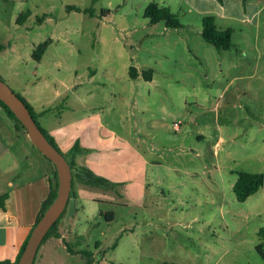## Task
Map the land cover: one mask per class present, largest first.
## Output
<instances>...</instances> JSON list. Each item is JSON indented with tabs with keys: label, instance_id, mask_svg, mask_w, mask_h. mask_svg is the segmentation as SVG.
Instances as JSON below:
<instances>
[{
	"label": "rangeland",
	"instance_id": "obj_1",
	"mask_svg": "<svg viewBox=\"0 0 264 264\" xmlns=\"http://www.w3.org/2000/svg\"><path fill=\"white\" fill-rule=\"evenodd\" d=\"M149 2L167 6L181 26L149 22ZM207 15L232 29L228 49L202 37ZM0 43V78L54 109L40 118L29 104L45 127L58 110L72 114L61 80L70 86L95 70L105 94L121 86L125 100L111 95L104 111L113 120L126 114L121 133L142 156L135 173L128 166L124 177H107L115 184L82 182L58 220L63 237L44 240L33 264H264L255 249L264 229V0H0ZM130 66L151 69L154 83L129 79ZM162 115L177 129L144 128L141 119ZM0 134L11 157L8 170L0 163L2 179L42 171L45 158L1 106ZM239 171L263 174L242 201L232 189ZM80 183L73 177L75 193Z\"/></svg>",
	"mask_w": 264,
	"mask_h": 264
},
{
	"label": "crops",
	"instance_id": "obj_2",
	"mask_svg": "<svg viewBox=\"0 0 264 264\" xmlns=\"http://www.w3.org/2000/svg\"><path fill=\"white\" fill-rule=\"evenodd\" d=\"M95 76L96 71L90 70L85 79H77L70 86L64 85L65 83L61 80L60 85L72 91V114L69 115V118L64 116V119L62 118L63 112H58V110L53 113L55 117L54 126L45 127L42 122L39 124L53 137L57 146L67 153L69 152L68 159L76 165L84 166L94 174L105 178L124 177L122 169L130 166L135 173L137 166L142 165V156L136 147L130 146L129 139L121 133L126 127V114L115 115L114 120L113 118L108 119L104 109L105 103L112 101L111 95L119 101H124L125 96L121 86L109 90L105 94L103 80L97 81ZM138 77L140 76L129 79L134 80ZM149 81L154 83L153 76ZM25 87L27 88V86ZM79 89H81L80 92ZM23 91L25 92L26 89L24 88ZM61 93L62 91L56 88L55 94L60 95ZM24 99L32 107L36 105L37 117L43 118L45 114L54 110L50 106L38 105L29 98ZM93 99H97L96 105H90L84 110H76L74 107L75 105H83L86 100ZM108 108L113 109L111 105ZM141 122L148 131L167 132L171 128L175 130L165 115L150 116L141 119ZM132 126L137 128L135 132L140 138L139 133H141L142 127L137 123ZM69 128H71L70 131ZM27 138L29 139V137ZM136 141L140 142V140ZM75 142L78 143L81 151L71 153L69 149ZM9 154L10 147L0 134V163L4 170L8 168L5 164L11 159V157L9 159ZM41 156L52 165H48L46 161L38 157L42 171L33 177H5L4 179L0 177V195L6 194L3 206H0V260L9 259L13 261L16 259L23 242L36 223L42 202L48 196L55 182L54 164L43 154ZM81 185L82 182L77 186L76 193L74 191L76 195L73 194V196L76 200L82 195ZM88 186L92 187V185ZM77 209L76 205L70 206L68 213L73 214ZM56 231L58 235L55 233L49 235L45 239V243L49 242L51 238L63 237L58 227ZM42 256L43 254L40 255V258Z\"/></svg>",
	"mask_w": 264,
	"mask_h": 264
},
{
	"label": "trees",
	"instance_id": "obj_3",
	"mask_svg": "<svg viewBox=\"0 0 264 264\" xmlns=\"http://www.w3.org/2000/svg\"><path fill=\"white\" fill-rule=\"evenodd\" d=\"M144 16L148 18L149 22H158V21H163L165 23V26L171 27V28H177L181 26V23L179 22L177 16L170 11V9L167 6L159 5L156 2H149L146 7L144 8ZM202 37L204 40L207 42H210L213 44L216 48L218 49H228L231 45V36H232V29L230 27H226L223 29H220L216 26L215 21L213 16L207 15L204 16L202 19V30H201ZM45 43L42 42L40 43L36 49L33 51V55L35 58H39L42 52L45 49ZM3 48V45L0 43V50ZM142 75L145 79L150 80L152 77V70L151 69H146V70H141L138 71L136 67L130 66L128 68V76L131 78H135L139 75ZM26 104L28 107L30 113L32 114L34 120L36 121L38 127L41 129V131L44 133L46 138L49 140L50 143H52L57 149L58 146L55 143L54 139L47 133V131L37 122L35 113L33 112L32 107L29 105V103L24 100L20 94L16 93ZM0 106L11 116H13L18 124L25 130L24 126L22 123L14 116V114L10 111V109L0 100ZM26 132V130H25ZM60 150V149H59ZM70 152H76V151H81V148L79 147L78 143L75 142L71 147H70ZM46 157V156H45ZM70 168H71V188H70V194L69 198L67 201V204L64 208L63 211L67 208V205L70 201V198L74 194V188H73V177L77 176L81 180V182L86 183L88 185L92 186H98V187H107L112 184H115L114 182H110L107 178L99 176L94 174L91 170L84 166H79L76 165L73 161L69 160L67 156H65ZM54 176H55V182L52 185V188L50 189V192L46 199L42 202L40 213L37 217V220L40 218L44 210L47 208V206L51 203L53 200L56 190H57V173L56 169H54ZM263 184V174L261 172H247V171H239L238 177L236 181L234 182L232 189L234 191L235 197L237 200L242 201L244 200L247 196L255 192L259 186ZM6 194L3 193L0 195V206H3V201L5 198ZM62 211V213H63ZM60 214V216L62 215ZM60 216L57 218V220L52 224V226L48 229L46 232L45 236L42 238L39 246L41 243L51 234H57V224ZM36 220V221H37ZM259 235L261 236L260 241L256 244L255 249L261 259L264 262V229L261 228L259 230ZM28 237L25 239L23 242L19 253L16 257L15 260H9V259H3L0 260V264H16L20 254L22 253V250L25 246V243L27 241ZM38 246V248H39ZM67 248L70 250V247L67 246ZM87 254V253H86ZM34 262V261H33ZM33 264V263H32ZM116 264H124V263H116ZM163 264H175L174 262H164Z\"/></svg>",
	"mask_w": 264,
	"mask_h": 264
},
{
	"label": "water",
	"instance_id": "obj_4",
	"mask_svg": "<svg viewBox=\"0 0 264 264\" xmlns=\"http://www.w3.org/2000/svg\"><path fill=\"white\" fill-rule=\"evenodd\" d=\"M0 100L22 123L31 142L55 166L57 173V190L51 203L33 225L25 246L16 264H32L38 246L48 229L54 224L64 210L71 188V168L66 157L46 138L38 127L24 101L0 78Z\"/></svg>",
	"mask_w": 264,
	"mask_h": 264
},
{
	"label": "built area",
	"instance_id": "obj_5",
	"mask_svg": "<svg viewBox=\"0 0 264 264\" xmlns=\"http://www.w3.org/2000/svg\"><path fill=\"white\" fill-rule=\"evenodd\" d=\"M177 127H178V124L175 122V123H173V128L174 129H177Z\"/></svg>",
	"mask_w": 264,
	"mask_h": 264
}]
</instances>
